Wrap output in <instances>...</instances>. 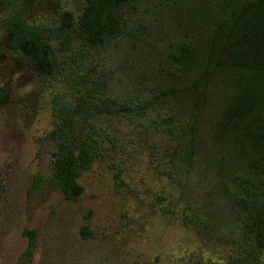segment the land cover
Instances as JSON below:
<instances>
[{"label":"rangeland","instance_id":"rangeland-1","mask_svg":"<svg viewBox=\"0 0 264 264\" xmlns=\"http://www.w3.org/2000/svg\"><path fill=\"white\" fill-rule=\"evenodd\" d=\"M81 3L0 2V264H227L240 225L260 232L264 263V0ZM13 14L80 27L92 46L113 37L93 56L103 95L143 104L105 120L124 146L82 173L72 199L50 178L43 57L10 30ZM71 120L76 145L85 127Z\"/></svg>","mask_w":264,"mask_h":264},{"label":"trees","instance_id":"trees-1","mask_svg":"<svg viewBox=\"0 0 264 264\" xmlns=\"http://www.w3.org/2000/svg\"><path fill=\"white\" fill-rule=\"evenodd\" d=\"M14 0H0L10 4ZM82 6L87 4L81 3ZM151 0H126L133 11L145 8ZM116 11L111 12V16ZM10 30L35 47L43 57L39 81L51 87L50 110L52 129L49 137L54 147L49 154L51 181L66 199H72L77 181L94 162L107 155L121 152L124 142L107 129L105 120L121 114H135L143 104H122L104 97L105 75L94 71L93 56L99 58L114 47L113 37L100 35L94 46L80 27H49L44 24H28L12 16ZM183 66L175 63L167 66L169 80L180 77ZM72 115L84 124L85 130L78 144H74ZM40 179H35V186ZM249 223V222H246ZM28 238L24 255L29 257L35 246V233L25 230ZM260 232L256 227L240 225L229 238L227 264H264L261 260ZM191 264H219L194 262Z\"/></svg>","mask_w":264,"mask_h":264}]
</instances>
